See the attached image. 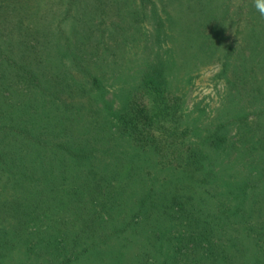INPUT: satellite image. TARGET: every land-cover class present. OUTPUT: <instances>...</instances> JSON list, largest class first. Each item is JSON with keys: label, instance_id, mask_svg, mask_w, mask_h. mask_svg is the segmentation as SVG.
<instances>
[{"label": "rangeland", "instance_id": "rangeland-1", "mask_svg": "<svg viewBox=\"0 0 264 264\" xmlns=\"http://www.w3.org/2000/svg\"><path fill=\"white\" fill-rule=\"evenodd\" d=\"M103 1L0 0V264H166L157 236L170 222L157 214L171 195H195L175 237L196 222L206 238L177 252L169 241L178 262L168 264H205L219 241L242 242L249 254L263 249L264 83L217 60L196 70L182 92L187 122L200 130L194 139L230 120L231 148L205 183L163 165L112 115L138 93L152 61L140 58L146 40L134 37L153 4ZM26 3L33 7L23 10ZM18 21L25 34H10ZM233 27L226 36L234 46ZM241 185L255 188L247 218L234 215L241 203L232 191ZM228 208L231 221L219 222L213 237L210 224Z\"/></svg>", "mask_w": 264, "mask_h": 264}, {"label": "trees", "instance_id": "trees-1", "mask_svg": "<svg viewBox=\"0 0 264 264\" xmlns=\"http://www.w3.org/2000/svg\"><path fill=\"white\" fill-rule=\"evenodd\" d=\"M94 1L95 6L99 8H103V4L108 5L105 1L104 3L101 0ZM150 2L153 4L152 8L144 15V18L149 20L146 21V25H141L140 34L138 36L136 34L134 39L139 42L142 36L146 40L143 49H140V58L146 61L152 58V61L145 68L147 72L143 75L138 93L124 110L114 111L112 115L118 121L119 130L139 147L151 149L161 158L160 163L172 166L205 183L210 173L208 168L210 169L212 165L219 168L218 161H222V153L231 148L229 140L231 121L222 122L211 132L205 131L207 136L201 137L199 141L194 139L196 135H200L198 133L200 130L196 125L187 122L182 92L190 85L196 70L215 60L222 63L224 70L228 67L237 70L242 66L243 74L250 78L253 76L256 81H260L259 83H264L262 16L259 15L256 20L251 18L253 13H258L252 0H150ZM32 7L27 4L28 9L23 10L27 11ZM0 8V25H4L1 18L5 14L2 12L3 8L1 6ZM248 17L252 20L250 24L255 25L251 26L248 23ZM12 23H15V27L10 34L22 31L25 34L22 21ZM44 25L46 23L43 24V29ZM233 26L236 28L234 46L228 42L230 37L226 36V32L231 31ZM132 38L125 34L126 44H130ZM4 52L0 45V53ZM144 100H147V103L142 105ZM207 149H211L217 156L215 162L209 161L211 152ZM220 176V173H216L215 177ZM183 192L187 194L186 189ZM232 192L241 203L235 211L237 214L234 215L245 213L240 216L247 218L248 211L244 206L250 195L255 192V188L241 185ZM177 198L181 196L171 195L165 198L163 212L157 214L158 217H166L164 220L170 222V225L159 231L157 236V251L165 255L166 264L170 259L178 262L177 255H172L169 241L174 242L173 250L177 252L182 244H185L184 249L189 246L190 238L196 240L197 246L204 243L203 240L206 238L205 232L201 237L197 236L199 225L196 222L195 229L194 226L188 228L189 232L194 231L191 237L189 232L180 233L175 237L173 233L177 228L175 222L183 220L188 213L187 204L195 202V195H188L186 200ZM174 206L179 207L178 216L173 213ZM231 218L230 208L221 220L215 217L210 224L211 235L214 237V233L218 232L219 222L226 223L224 220L230 222ZM177 231L178 228L175 232ZM208 244L211 245L209 242ZM249 251L250 247L242 242L224 246L222 241H219L218 245L209 248L204 261L205 264H264V248L250 254Z\"/></svg>", "mask_w": 264, "mask_h": 264}, {"label": "clouds", "instance_id": "clouds-1", "mask_svg": "<svg viewBox=\"0 0 264 264\" xmlns=\"http://www.w3.org/2000/svg\"><path fill=\"white\" fill-rule=\"evenodd\" d=\"M254 7L260 16L264 17V0H254Z\"/></svg>", "mask_w": 264, "mask_h": 264}]
</instances>
